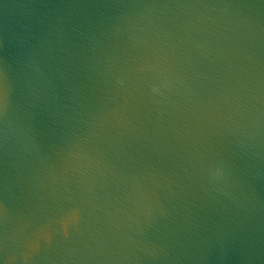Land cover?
Listing matches in <instances>:
<instances>
[{"label":"water","instance_id":"water-1","mask_svg":"<svg viewBox=\"0 0 264 264\" xmlns=\"http://www.w3.org/2000/svg\"><path fill=\"white\" fill-rule=\"evenodd\" d=\"M0 264H264V0H0Z\"/></svg>","mask_w":264,"mask_h":264}]
</instances>
